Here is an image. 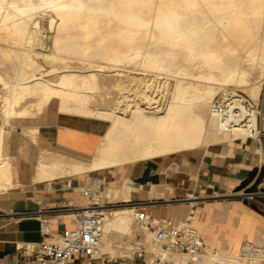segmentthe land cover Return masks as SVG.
I'll use <instances>...</instances> for the list:
<instances>
[{
  "label": "bare ground",
  "instance_id": "6f19581e",
  "mask_svg": "<svg viewBox=\"0 0 264 264\" xmlns=\"http://www.w3.org/2000/svg\"><path fill=\"white\" fill-rule=\"evenodd\" d=\"M38 20L49 27L47 44L42 43L41 50L23 48L19 70L0 71V184L13 185L10 158L2 153L4 131L44 114L53 100L60 114L70 113L78 125L94 124L101 137L89 154L51 153L39 147L35 180L115 167L242 135L217 131L210 102L218 91L237 86L246 87L253 99L259 96L264 0H0V39L23 36L29 43L37 36ZM143 45L156 50H141ZM3 51L17 54L10 48ZM92 53L103 62L89 59ZM138 56L149 68L178 67L184 61L199 71L178 69L176 78L165 79L168 85L160 94L159 80L152 86L147 76L113 67ZM259 63L258 79L251 80L246 65ZM77 71L84 75L83 89L78 88ZM136 80L137 100L129 85ZM232 83L236 87L226 85ZM21 125L24 136L36 144L39 125ZM258 148L264 160V145ZM129 191L125 181L112 186L104 182L89 199L104 213L101 241L111 228L130 229L129 207H103L127 199ZM211 246L198 255L175 259L178 264H242L232 247ZM156 247L154 241L150 249Z\"/></svg>",
  "mask_w": 264,
  "mask_h": 264
},
{
  "label": "crops",
  "instance_id": "0c3cea01",
  "mask_svg": "<svg viewBox=\"0 0 264 264\" xmlns=\"http://www.w3.org/2000/svg\"><path fill=\"white\" fill-rule=\"evenodd\" d=\"M38 125L40 134L36 144L22 133L23 139L31 142L34 152L43 147L50 152L73 150L76 154H89L101 137L94 124L78 125L74 116L54 114ZM11 130L4 131L2 153L10 158L13 184L17 182L21 186L8 187L0 192V259L3 264H17V246L41 237L38 218L25 212L62 208L70 203L83 202L80 187L94 176L73 173L35 180L34 165L39 153L35 158L32 151L27 158H23L19 154L21 143L17 140H10L9 149ZM234 138L236 136L173 154L95 170H106L103 178L105 186L118 185L121 180L129 184V197L117 201H143V208L148 212L157 216L168 215L175 222L183 220L188 213V203L183 198L197 196L198 210L192 218V224L204 235L207 246L212 245L210 248L215 250L225 244L238 252L244 239L264 243V214L238 201L229 203L221 198L203 199L226 195L230 190L256 180L260 170L256 142L251 139L236 140L233 146L218 143ZM174 162L178 163L177 168L172 167ZM116 170L121 173V177H117V184L116 178L112 177L117 173ZM49 216L53 227L58 230L69 224V219L60 212L50 213ZM132 232V225L129 230L111 228L102 239V249L111 256L119 255L117 246L126 243L119 240L124 241ZM151 232L146 234L150 248L154 244Z\"/></svg>",
  "mask_w": 264,
  "mask_h": 264
},
{
  "label": "built area",
  "instance_id": "2783aa9c",
  "mask_svg": "<svg viewBox=\"0 0 264 264\" xmlns=\"http://www.w3.org/2000/svg\"><path fill=\"white\" fill-rule=\"evenodd\" d=\"M210 114L220 133L241 132L236 138L251 139L257 146L264 145V95L253 99L232 89L219 91L210 102ZM173 168L178 167L174 162ZM252 182L242 186V200L252 202L264 214V183L252 187ZM104 181L94 175L80 187L84 193L81 203H70L62 208H43L28 215L39 220L40 239L17 246V264H178L179 255L195 256L207 250L203 234L192 224L198 210L197 196L183 198L188 203V213L183 220L173 221L170 216H157L143 208L138 200L116 201L106 208L127 205L134 224L152 231L157 244L150 249L141 234H133L131 241L117 247L120 254L111 256L101 247L104 231V213L101 206L89 201L102 188ZM193 197V198H191ZM60 212L69 219L61 230L53 227L50 213ZM1 216V214H0ZM242 264H264V243L244 239L239 247ZM0 264H3L0 259Z\"/></svg>",
  "mask_w": 264,
  "mask_h": 264
},
{
  "label": "rangeland",
  "instance_id": "374dc122",
  "mask_svg": "<svg viewBox=\"0 0 264 264\" xmlns=\"http://www.w3.org/2000/svg\"><path fill=\"white\" fill-rule=\"evenodd\" d=\"M35 27L37 28L38 32H37V36H35V39L33 38V41H31L32 44H31V42H29V43H28V41L26 42V38L23 37V36H18L19 38L15 39V40L9 39V40H5L4 41L3 39H0L1 40V42H0V47H1L0 48V71H2L4 73L5 72L13 73V72L19 70L20 68H19L18 64L20 63L21 58H23V54L25 52L23 50V48H26V47L29 48V47H31V48H33L35 50H41L42 49L41 44L42 43L44 45L47 44V41L49 40L48 36H50V34H49V27H48L47 23L45 21L38 20V23L35 25ZM24 38H25V40H24ZM36 39H37V41H35ZM38 41L41 42L40 45H35V43L37 44ZM7 48L13 49L14 51H16L17 54L12 55V54H10L8 52H4L3 50L4 49H7ZM140 49L141 50H144V51L145 50H150L152 52H155V50H156V48H154L152 46H148V45H143L142 47H140ZM88 58L91 59L93 62H103V58L99 54H96V53H92ZM140 59H141V56H138L137 58H135L132 61H126V62L123 61V62H120L121 64L120 63H117V64H115V66L113 65V67L118 68L117 66H119L118 69L122 73H129L130 75H134L135 74L137 76H144L145 78L147 76V78H149V80L151 81V83H150L151 85L154 84V82H155L154 80H159L158 86L156 85V87L158 88L156 91L158 93H160V94H163L164 93V91H165L164 90V87L166 85H168V82L166 83V81H168V79H169V81H171V77L172 78H176V73H177V70L178 69H181L182 71H184L186 73H191V74L197 73L199 71V68L197 67V65L191 66V65H189L188 62H184V61L183 62H180L179 65H178V67H174V66L171 65L172 67L169 66L168 69L149 68V67H146V66L141 65L139 63V60ZM78 64H80L79 61L76 63V65H78ZM256 65H246L247 68H248L247 69V71H248V77L251 80L252 79L253 80L254 79L255 80L258 79L257 75H258L259 69H261L260 66H262V65L260 63L259 64H256ZM75 67H77V66H75ZM131 69H133V71ZM77 73H79V72L77 71L76 73H74V74H76V79L78 80V84L77 85H79V87L78 86L77 87L80 88V89H83V88L86 87V83H84L85 82L84 75L82 74L83 75L82 76V75H79ZM79 79L82 80V81H79ZM165 79H166V81H165ZM162 82H164V83H162ZM129 85H132V90H133V93H134V94H131V96L134 97L135 94L138 95V80H136L135 82L130 83ZM162 85H163V88H161ZM226 85L228 87H236V85L234 83H232V84H226ZM236 88H237L238 91H241V92L247 94L248 96H250L246 87L243 86V88H242V86H237ZM136 95H135L136 98L134 97V99L137 100L138 99V96H136ZM263 95H264V76L262 78V84H261L259 96L258 97H254V99H262L263 98ZM54 114L62 115L63 117H72L73 116L70 113L69 114H60L58 112V110H57V102H56V100L51 101L50 104H49V106H48L47 111L44 114H41L38 117H33L31 119H28V121L26 120V121H22L20 123L19 122H16L15 123L13 129L10 132V136H9V149H10V140H17L18 142L21 143V146H22V147L20 146V149H19L20 156H22L23 158H27L28 155L32 153V151L34 152V150H33V146L31 145V142L26 141V140L23 139V137H22V125L21 124L26 123V122L27 123H37V124L38 123H42V122L45 121V118L46 117H48L50 115H54ZM236 140L237 141H245V139H243V138L242 139L241 138H234V139H232V141L226 140V141H221V142H218V143L228 144L229 146H233L234 145V141H236ZM210 142H215V141H210ZM210 142H208V143L209 144H212ZM208 143H205L203 145L206 146V144L208 145ZM46 151H48V150H46ZM39 152L40 151L34 152L35 153L34 154L35 158H36V155ZM258 152L260 153L259 148H258ZM258 152H257L258 160L260 161V165L258 166V168L260 170H259V174H258L256 180H254L253 183H252V187H254V186L258 185V184H263L264 183V160H260L259 153ZM51 153H57V152H51ZM13 163L15 165V163H16V155H14ZM97 172H99V173L97 174ZM86 173H89V174H92V175H98L99 177H102V178H104L105 175H106V173L104 172V170L87 171L85 173H79L78 175L81 176V175H84ZM112 177L114 179L116 178L115 179L116 180V183H118V178L117 177H121V173L117 171V173H115ZM11 185L12 184H10V185H2V184H0V192L7 190L8 187H20L21 186V184H17V182H15L12 186ZM239 191H242L241 186L239 188H234V189L230 190L226 195H218V196L206 197V198H203V199L208 200V199H219V198H221V199H225L229 203H233V202L238 201V202H240L242 204L249 205V206H251L252 208L255 209V205L252 202H248L246 200H242V198L239 195H237V193ZM82 200H84V194H83ZM257 211L260 212L259 210H257ZM129 217L132 219L131 213H129ZM132 231L133 232L131 234H129L124 241L120 239L119 242H126V243H128V242L131 241V236L133 234H141L142 235V240L144 242H146V244H147L148 247L150 246V240H149V238H147V235H146L148 231H146L145 229H143V228L139 227L138 225L134 224L133 220H132ZM183 262L186 263L185 260H183Z\"/></svg>",
  "mask_w": 264,
  "mask_h": 264
},
{
  "label": "trees",
  "instance_id": "16d2710c",
  "mask_svg": "<svg viewBox=\"0 0 264 264\" xmlns=\"http://www.w3.org/2000/svg\"><path fill=\"white\" fill-rule=\"evenodd\" d=\"M242 187V186H241Z\"/></svg>",
  "mask_w": 264,
  "mask_h": 264
}]
</instances>
